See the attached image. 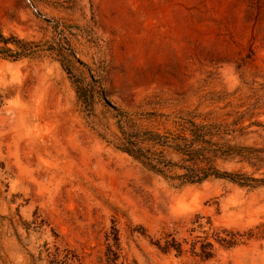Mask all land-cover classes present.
Instances as JSON below:
<instances>
[{"label":"rangeland","instance_id":"obj_1","mask_svg":"<svg viewBox=\"0 0 264 264\" xmlns=\"http://www.w3.org/2000/svg\"><path fill=\"white\" fill-rule=\"evenodd\" d=\"M0 33V264H106L108 235L119 264H264V0H0ZM185 123L237 183L116 148Z\"/></svg>","mask_w":264,"mask_h":264},{"label":"trees","instance_id":"obj_2","mask_svg":"<svg viewBox=\"0 0 264 264\" xmlns=\"http://www.w3.org/2000/svg\"><path fill=\"white\" fill-rule=\"evenodd\" d=\"M0 41L7 45L9 40L0 33ZM0 56L17 60L23 57V53L13 52L9 49H0ZM182 134L186 136H164L149 131H125L121 129V137L117 139L116 148L128 155L143 168L164 178L177 180L181 186L200 185L210 178L225 179L237 183L236 176L220 173L212 166L213 158L218 157V150L207 147V133L205 127L195 123L182 125ZM171 151L180 157V161L174 163L169 161L165 152ZM180 171V175H170L174 171ZM111 240L116 237L106 236L107 251L104 255L106 264H119L118 253L111 245ZM171 243H166L163 251L171 248ZM45 257L48 264H82V259L73 250L54 245L46 248Z\"/></svg>","mask_w":264,"mask_h":264}]
</instances>
